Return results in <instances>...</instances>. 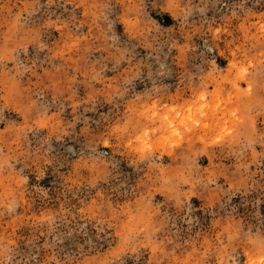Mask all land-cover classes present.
Masks as SVG:
<instances>
[{"label": "clouds", "instance_id": "obj_1", "mask_svg": "<svg viewBox=\"0 0 264 264\" xmlns=\"http://www.w3.org/2000/svg\"><path fill=\"white\" fill-rule=\"evenodd\" d=\"M0 264H264V0H0Z\"/></svg>", "mask_w": 264, "mask_h": 264}]
</instances>
